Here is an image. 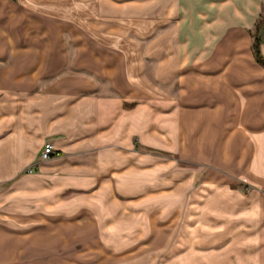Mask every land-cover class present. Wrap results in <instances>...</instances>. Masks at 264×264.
Wrapping results in <instances>:
<instances>
[{
	"label": "crops",
	"instance_id": "0c3cea01",
	"mask_svg": "<svg viewBox=\"0 0 264 264\" xmlns=\"http://www.w3.org/2000/svg\"><path fill=\"white\" fill-rule=\"evenodd\" d=\"M102 1L0 0V264H103L101 252L117 249L166 251L155 264H214L229 235L246 233L261 248L264 68L248 29L264 0ZM105 8L107 19L80 13ZM137 10L156 14L122 15ZM184 133L191 161L208 155L253 189L230 194L228 179L206 172L188 227L171 234L179 168L159 152H181ZM47 140L55 154L38 160ZM86 218L97 224L94 258L79 237L68 247Z\"/></svg>",
	"mask_w": 264,
	"mask_h": 264
},
{
	"label": "rangeland",
	"instance_id": "374dc122",
	"mask_svg": "<svg viewBox=\"0 0 264 264\" xmlns=\"http://www.w3.org/2000/svg\"><path fill=\"white\" fill-rule=\"evenodd\" d=\"M102 1V0H101ZM102 5H104L105 7H108L110 5L109 1L106 0L102 1ZM109 12L112 13L113 11H110L108 8L105 9H101L99 11H92V10H82L80 11L82 17H88L89 14L92 15V13H95L98 17V19L100 18H109ZM125 12V11H124ZM124 12H122V15L124 18H127L130 21H136L135 19H146V18H152L154 17L156 14L155 10H149V11H141V10H137V11H129L127 12V14H124ZM102 13V14H100ZM94 17V16H93ZM122 17V18H123ZM105 21V20H104ZM108 21V20H107ZM136 22H140V21H136ZM100 27V28H99ZM92 28V27H91ZM99 30H94L93 28V32H101L102 30H108L107 28V24H104L102 26H98ZM248 34H249V42H248V46L250 48V51L252 53V48H251V44H252V40L254 38V36H257V38L259 39L258 42V48L259 51L261 53V55L264 58V54L261 52L260 49V44L264 43V14H260L258 16V18L255 20L254 24L252 27H250L248 29ZM253 56V55H252ZM190 58H187L186 61H189ZM254 59V58H253ZM257 64H259L262 68H264V65L256 62ZM188 63L183 64L182 65V69L180 74L182 76H180V80H181V88L182 91H185V95H188V89L186 87V85L184 83L187 82V80L189 79V75L190 73L187 72L188 70ZM187 65V67L185 66ZM186 68V69H184ZM261 74L263 75L262 78H264V70H262ZM194 75V74H193ZM184 85V87H183ZM187 108V109H185ZM182 111H185L186 113V118L188 119L189 116L191 115L189 112V107L188 106H182ZM186 136L181 138L182 141V150L181 152H177L176 149L175 151L173 150V146H171L172 148H170L171 150H161L159 153L163 154L164 156V160H167V158H169L168 156L171 157V162L175 164L176 167L179 168V172L178 175L180 178H178V180H175V183L173 184L174 186H172V189H174V192L176 194V202H174L176 205H179V211L178 215L176 216L174 219V223L171 224V234H173L174 232L176 233V229L177 227L180 228V225H185L188 227V223L190 221L188 214V209L190 206V193H192V189L193 188H199V183H200V179L202 177H204L206 175V172L210 175L212 173V170L215 171L216 173V177H223L229 180V185L227 186L228 189H230V193L232 192V189L238 190L240 191V193H244L246 195H248L249 193H251L253 187L250 185H247L246 183L242 182L241 180H237V177L235 174H233V172L231 171L230 173H227L226 171H222V170H218V169H214L213 168V164L208 160V155L205 154H198L196 156V162L195 161H191L189 159L190 155H189V148H188V138H187V133H184ZM52 142V140H49ZM137 139H134V146L136 145ZM53 143V142H52ZM54 145V144H53ZM55 146H54V153L52 155L55 154ZM51 155V156H52ZM50 156V157H51ZM201 160V162H199ZM28 169V168H27ZM26 169V170H27ZM192 170V174L190 177V173L189 170ZM165 174L161 177V180L163 185H167L170 184V177L172 176V170L170 169H166L164 170ZM194 172V173H193ZM218 172V173H217ZM227 173V175H226ZM165 177V179H164ZM191 178V179H190ZM193 179V181H192ZM196 179V180H195ZM160 181V180H159ZM194 181H197L196 183ZM160 186V187H161ZM165 188V187H164ZM88 189V187H86V190ZM170 189L164 190V194L168 193L170 191ZM124 190V189H123ZM199 190L201 191V189L197 190V193H199ZM173 192V193H174ZM230 199V197H229ZM168 203V202H166ZM172 203V202H170ZM96 211V210H95ZM94 213V212H93ZM91 214H87L88 215H92ZM181 215L184 216L181 218ZM94 218H86L84 220V222L81 224V228L80 230L82 234H79L78 236L76 235V233L73 234H69V248L70 251H72V249L76 248V243L75 240H77V237H79L80 239L77 240L76 242H82L85 241V250H84V256L85 257H95L96 256V252L94 250H92L90 248V245H88V242L91 243L92 241H94V239L96 237H98L95 234V230L97 229V224L93 222ZM234 222V223H233ZM236 219L232 218L230 220L229 218V222L227 225H231V223H233L232 225H235ZM247 226V224H246ZM252 227H250L251 229ZM173 229V230H172ZM248 229V228H246ZM170 234V235H171ZM108 236V235H106ZM231 238L233 236V240L229 239L230 244L228 246V249H224L223 253H220L217 257H212V261L214 262V264H217L219 261L221 262V260H223V262L225 261V264H264V246H262L261 248H258L256 246V244L253 243L252 241V237H253V233H246L244 235V239L241 238L243 237V235H241V237L237 236V234H232L229 235ZM105 237H103L104 239ZM243 242H245L244 244H242ZM80 244V243H79ZM78 244V245H79ZM77 245V246H78ZM118 245V243H117ZM240 245H244L243 249H241L239 246ZM103 249L104 246H103ZM149 254L148 255H137V253L135 252H129V251H123L122 250H109L108 252L106 250H103L100 254V262L101 263H105L106 264H155V262L157 261V263L159 262L160 258H162L163 254L166 253L161 251V250H148ZM60 250H58L57 253H59ZM112 253V254H111ZM113 253L117 254V255H113ZM127 254V255H126ZM139 257H146V258H140V260H135L136 258ZM187 258L183 259V264H189L187 262ZM220 264V263H219Z\"/></svg>",
	"mask_w": 264,
	"mask_h": 264
},
{
	"label": "built area",
	"instance_id": "2783aa9c",
	"mask_svg": "<svg viewBox=\"0 0 264 264\" xmlns=\"http://www.w3.org/2000/svg\"><path fill=\"white\" fill-rule=\"evenodd\" d=\"M54 153V145L51 141H44L38 152V160H44L49 158ZM32 167H29L27 170H31Z\"/></svg>",
	"mask_w": 264,
	"mask_h": 264
},
{
	"label": "trees",
	"instance_id": "16d2710c",
	"mask_svg": "<svg viewBox=\"0 0 264 264\" xmlns=\"http://www.w3.org/2000/svg\"><path fill=\"white\" fill-rule=\"evenodd\" d=\"M258 42H259V39L257 38V36H254V38L252 40V44H251L252 55H253V58L256 62L264 65V58L259 51Z\"/></svg>",
	"mask_w": 264,
	"mask_h": 264
}]
</instances>
